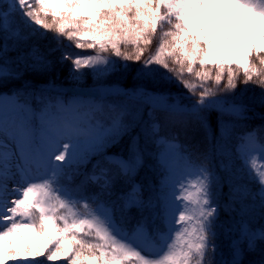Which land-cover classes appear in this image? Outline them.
<instances>
[{
    "label": "snow or ice",
    "instance_id": "1",
    "mask_svg": "<svg viewBox=\"0 0 264 264\" xmlns=\"http://www.w3.org/2000/svg\"><path fill=\"white\" fill-rule=\"evenodd\" d=\"M0 39V86L57 65L75 82L128 70L109 53L141 64L98 99L52 81L0 92V264H264V124L247 123L264 121V0H0ZM238 83L261 91L246 101ZM146 166L155 183L138 181Z\"/></svg>",
    "mask_w": 264,
    "mask_h": 264
},
{
    "label": "trees",
    "instance_id": "2",
    "mask_svg": "<svg viewBox=\"0 0 264 264\" xmlns=\"http://www.w3.org/2000/svg\"><path fill=\"white\" fill-rule=\"evenodd\" d=\"M41 31H43V29H41ZM54 36V33H47V39L44 40V41H41V45L42 46H50V47H55V41L52 39ZM63 40V44L66 45L65 42L69 43L67 40H64L63 38H61ZM2 39H0V43H2ZM9 43H11V41H9ZM152 50L155 49L156 47V42L154 41L153 44H152ZM73 51H80V50H77V49H74L73 48ZM94 54V52L92 50H86L84 52H81V55H92ZM9 57H13L16 55V53L14 52H10L9 54ZM109 55V58L112 59V60H115L117 61V64L118 65H124V64H127L128 65V70L127 71H124V72H115V73H112L110 75H107L105 77H102V78H97L95 77L94 75H92L90 73V70L88 69H83L82 71L88 73V75H86L84 77V79L82 81H79V82H75V81H71L69 80L68 78V68L70 67V64H66L64 66H60V65H57L56 68L54 69V71L52 73H49V74H46V75H38V74H35V73H32V72H26L25 73V76L20 79V80H12V81H9L7 83L6 86H0V92L2 91H5V92H11L13 89H19L21 87L24 86V83L25 81H29L33 84V86L35 87H44V86H47L49 84V81H52L55 83V85L57 86V84H61V83H75V84H78V85H88V86H91V85H95L94 83L98 82V83H105L107 84L106 82L107 81H104V79L108 80V79H112L113 77H118V80L117 82H113L115 84L113 85H116V84H119L121 85L122 87L124 88H131L132 86H127V82H132V77H134V79H137V69H139L141 67V64L140 63H136V62H132V61H122V60H119L118 58H116L115 56H112L110 53L108 54ZM55 56H59V52L55 53ZM161 71H164L163 69H161ZM134 81V80H133ZM110 82V81H108ZM136 82V80L134 81ZM245 87H247L248 89H250V91L247 93L246 97H245V100L247 101L249 97H251L253 95V93H255L256 95L259 94V92L261 91L258 87H256L255 85H247L245 86L244 84L242 83H238V86H237V89H236V92L239 93L241 92ZM171 90L172 91H180V92H184L185 90L182 89V87H177L175 84L171 85ZM57 92L59 93H63L61 92L59 89H57ZM56 93L54 92L53 95H55ZM254 108H255V112L256 113H259L261 115H264V107H261L259 104H255L253 105ZM249 115H253V113H249ZM213 124L215 122V114H213ZM247 123H249L250 125L252 126H256V125H260V124H264V121H262L259 116H255L254 119L248 121ZM190 144V151L193 152V159L196 161V163H200L201 161L199 159H196L197 155H198V152L195 148V145L199 144L200 145V148H199V151L202 152L204 151V144L202 143V140H201V137L197 136L195 137L194 139H192L191 141L188 142ZM119 151V148H111L108 150V152H117ZM94 159L93 158V162H94ZM153 162L149 159L147 164L148 165H151ZM212 163L213 165H216V171L223 177L225 174L220 172L219 170V158L218 157H213V160H212ZM80 171H91V163H89L88 165H86L85 167L81 168ZM235 171L237 173L236 175V182L238 183H246L247 182V177L244 175L243 171L240 170V161L239 160H236L235 161ZM79 179H82V177H77L75 180H73L71 183V185H75V183H78V180ZM138 181H141V182H153L155 183L156 181H158L159 177L154 173V171L152 170V168L150 166H146L144 169L141 170L139 176H138ZM61 183H65V181H61ZM250 187L253 188V190L257 189L258 188V185H255V184H250ZM223 193H224V197H222V202L224 199L227 198V193H228V187L227 185L224 186L223 188ZM134 211L133 210V214H134ZM220 219L222 221H227L228 220V214H226L225 212L221 211V214H220ZM218 243L221 244L222 247L225 248L226 250V247H227V244H228V240L223 236L221 235Z\"/></svg>",
    "mask_w": 264,
    "mask_h": 264
},
{
    "label": "rangeland",
    "instance_id": "3",
    "mask_svg": "<svg viewBox=\"0 0 264 264\" xmlns=\"http://www.w3.org/2000/svg\"><path fill=\"white\" fill-rule=\"evenodd\" d=\"M219 11H220V16L218 18L217 26H219V24L223 23L224 15L227 12V8L219 9ZM240 11H241L240 9H237L236 15L232 17L231 24L229 25V30H231L232 28L235 27L236 20L238 19ZM246 31H247V22L245 23L244 27L241 29L240 34L243 35ZM65 43H66V45L68 44L67 42H65ZM117 80H118V77H113L112 79H108V80L104 79V81H107L106 82L107 84H105V83L101 84V83L95 82L94 83L95 85L85 87V88H82V87L77 88L75 86H69L68 85L67 88H70V92L67 91L69 93V95L67 96V98H63L62 96H61V98H63L66 101L73 100V99H83V100L98 99L99 98L98 93H97L98 86H100V85H103L105 87L113 86V84H115L113 82H117ZM133 80L134 81L136 80V82H134ZM108 81H110V82H108ZM137 82H138L137 79H134V77H132V82H130V81L127 82V86H133V84H135ZM2 93H9V92H2ZM25 235L27 236V242L28 243H31V244L38 243L35 234H25ZM48 236H55V233L54 232L53 233H46L44 235V238L47 239ZM10 239L13 241H19L20 237L13 236V237H10ZM41 259H43V258H41ZM9 264H13V262L9 261ZM15 264H24V262L23 261H17V262H15ZM57 264H66V261L61 260V261H58Z\"/></svg>",
    "mask_w": 264,
    "mask_h": 264
}]
</instances>
